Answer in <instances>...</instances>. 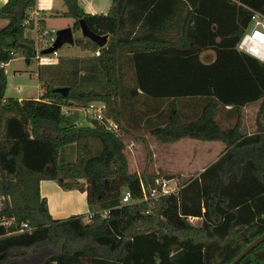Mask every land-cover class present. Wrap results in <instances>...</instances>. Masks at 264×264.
Instances as JSON below:
<instances>
[{"label":"trees","instance_id":"16d2710c","mask_svg":"<svg viewBox=\"0 0 264 264\" xmlns=\"http://www.w3.org/2000/svg\"><path fill=\"white\" fill-rule=\"evenodd\" d=\"M37 0H6L0 6V264H229L264 233V63L238 52L235 45L253 11L264 0H112L107 13L90 14L78 0H63L61 16L83 18L107 35L106 45L75 41L89 58L59 59L39 70L44 92L38 99L6 97L3 65L21 55L34 57L35 41L26 29L45 28L29 12ZM214 51L210 63L200 60ZM130 57L135 77L131 93L151 98H204L195 117L170 113L150 135L161 144L181 139L219 141L224 152L198 174L180 180L179 189L153 199L152 150L147 138L123 123L120 74ZM3 64V65H2ZM81 71H83L81 73ZM67 87L65 96L53 89ZM259 101L254 130L247 132L241 109ZM102 103L104 119L118 124L105 130L94 118L77 123L72 110ZM238 112L222 127L218 106ZM175 107V105L173 106ZM66 108L68 114H63ZM128 139L144 153L140 170H131ZM75 157L66 161V147ZM41 180L64 190L86 193L89 212L53 218L41 196ZM124 191L130 203H122ZM107 210V216L101 215ZM200 220L191 224L189 218ZM29 230L19 231L21 223ZM237 264H264V241Z\"/></svg>","mask_w":264,"mask_h":264},{"label":"crops","instance_id":"0c3cea01","mask_svg":"<svg viewBox=\"0 0 264 264\" xmlns=\"http://www.w3.org/2000/svg\"><path fill=\"white\" fill-rule=\"evenodd\" d=\"M6 0H0V6H2ZM55 0H49L44 7H42L40 2L37 1L35 7L31 9L29 12V17L32 18L34 21L37 19H42L45 23L47 29H62L65 27H72L74 19H71L70 23L65 21L59 25L53 24V20L55 18H66L60 15L61 12L65 10V5L59 4L58 8L54 6ZM112 0H78V3L82 10L86 13L90 14H105L109 10ZM55 9V12L53 10ZM7 23V20L0 19V28ZM75 30V29H74ZM79 35V33H78ZM38 36L36 28L34 29H26L25 30V37L29 39L36 40ZM81 40L86 41L88 39L81 38ZM107 42V40H106ZM76 44L75 42L72 44ZM106 45V43H105ZM80 50L79 54L76 55H64L60 56L58 52V57L55 59L54 62L50 64H38L37 60L33 57L30 59L29 62L25 61V58L21 55H16L13 59L3 65L5 74H6V89H5V96L6 97H14L19 100L25 98H34L38 99L40 95L44 92V87L39 81L38 72L41 69L43 70H51L54 69L56 65H58L59 59L66 58H89L92 56H96L92 51H83L78 45H76ZM58 51V50H57ZM214 51L212 49H206L200 53V60L205 63H210L214 59ZM19 60L22 61L30 66L31 63L34 61L37 73L34 72L29 75V79L31 77L37 75L36 81L31 84L33 90L28 91L29 88H23L19 90L18 84L15 85L14 91L10 90V78L15 79L16 76H21L22 74L26 73L28 70L26 66L24 67H16L15 62ZM122 69V76L120 74L121 80V89H122V96L123 98L126 97L127 93H130V98L126 102L125 106L122 107V119L123 123L129 128L131 131L141 134L145 136L149 142V146L152 150V157H153V166L156 169L155 157L158 159L167 160L166 168L169 169L168 175H185V174H198L202 171L207 165L215 161L223 152H224V145L219 141H210V142H201L194 139H181L171 144H161L158 143L149 133L151 130L161 127L165 124L170 116L171 112H178L181 120H188L189 118L195 117L200 113L202 110V105L204 98H197V97H185V98H177V99H170V98H151L143 95L140 90H138L134 95H132L131 91L135 84V77L134 72L132 69L130 57L127 56L126 53L122 54L120 57V62H125ZM30 69V67H29ZM83 71H81L82 73ZM125 82H128L126 84ZM10 90V91H9ZM30 92L34 93V96L30 95ZM175 105V107H173ZM259 107V101L253 102L251 104H247L241 109V119L245 124L247 132L254 130V118L257 113ZM250 108V110L248 109ZM249 111V112H248ZM248 113H250L248 115ZM239 117L238 112L232 110L229 105L226 106H218L215 110V119L222 127H229L233 125ZM250 121V122H248ZM77 123H80L79 120H76ZM130 140V139H129ZM128 140V143L135 146V151L137 157L140 153L141 144L135 142L133 140ZM200 144H196V143ZM208 145H206V144ZM137 149V150H136ZM67 150V149H66ZM157 150V151H156ZM212 150L213 154L212 157L207 161V163L197 164L198 159H202L206 156V153H210ZM181 153L182 157L188 158L189 160H185L184 165H178L179 162H176V156ZM65 153L66 161L74 160L75 157V150L73 151V155L70 159H67ZM174 160V161H172ZM135 164V170L138 171V167ZM161 168V167H159ZM164 171L163 168H161ZM157 170V169H156ZM39 189L41 196L45 197L47 200V207L49 213L53 218H65L70 215L80 214V213H87L89 212V206L86 202V193L81 192L77 189H69L64 190L59 187L57 182L53 180H41L39 183ZM199 220V219H197ZM200 222V220H199Z\"/></svg>","mask_w":264,"mask_h":264},{"label":"built area","instance_id":"2783aa9c","mask_svg":"<svg viewBox=\"0 0 264 264\" xmlns=\"http://www.w3.org/2000/svg\"><path fill=\"white\" fill-rule=\"evenodd\" d=\"M42 4L41 6L47 4L49 0H37ZM36 1V3H37ZM55 33L56 30L54 29H47L45 28L35 40V52L34 58L37 60L38 64H50L55 61L58 57V51H52L48 54H42L41 50L51 46L55 40ZM235 48L238 52L247 54L258 61L264 63V12L253 11L249 24L244 30L243 34L237 41ZM99 50L97 49L94 54L96 56L99 55ZM3 65V64H2ZM102 103H91L89 107L86 109V112L91 111L90 117L97 120L100 125L107 131H113L118 128V124L113 121L112 119H104L102 108ZM63 114L67 115L68 111L66 108L62 110ZM180 186V180L177 177H166V176H156L154 179V187L151 188L150 195L146 193L144 189L143 197L141 200L137 201H146L148 202L149 206L152 204L153 199L157 198L158 196L165 195V194H172L175 193ZM122 203H130L131 196L128 191H124L122 198ZM107 210H102L100 213L103 217L107 216ZM198 218L191 217L190 220H197ZM0 224H6L5 221H0ZM30 227L27 223L23 222L20 225L19 231L29 230Z\"/></svg>","mask_w":264,"mask_h":264},{"label":"rangeland","instance_id":"374dc122","mask_svg":"<svg viewBox=\"0 0 264 264\" xmlns=\"http://www.w3.org/2000/svg\"><path fill=\"white\" fill-rule=\"evenodd\" d=\"M62 3H63V0H55V2H54L55 8H58L59 4H62ZM53 12H55V9L53 10ZM65 21L70 23L71 19L55 18L52 22L55 25H59V24L65 22ZM76 36H78V35L74 34V37H76ZM58 52H59L60 56L71 55V54L76 55V54L80 53V50L78 49L76 44H74V45L63 44L58 49ZM14 64H15L16 67H18V66L19 67L26 66V68L28 70L26 71V73L22 74L21 76H16L15 79L10 78V90L14 91L15 85L18 84L19 88L18 89L16 88L15 90H19V89H23V88H26V87L27 88L30 87L31 89H29L28 91L35 92V90H33L31 84H33L36 81L37 75L34 76V74H33V76L31 77L32 79H29V75H28V74H32L34 72H36V73L38 72L37 68H36V65H35V62L33 61L31 63V65L28 66L26 63L24 65V63L22 61L17 60ZM29 67H30V69H29ZM123 69L121 70V76H122ZM125 83L128 84V82H125ZM128 85H130V84H128ZM32 92H30V95L34 96V93H32ZM129 98H130V93H127L126 97L123 98V101H122V104H124V106H125L126 102L129 100ZM248 109L250 110V108H248ZM88 111L89 112H86V109H82L81 108V109H76V110L70 111L71 112L70 114L76 115V118H77V120H79L80 124H82V123L84 124V123H87L86 115H90L91 114V111L90 110H88ZM249 114L250 113H248V115ZM248 122H250V121H248ZM196 144H200V143L197 142ZM206 145H208V144H206ZM66 149H67L66 152H65L67 154L66 157H67V159H70L71 156L73 155V151L75 150V146L73 144H71V145L67 146ZM139 150H140V153H138L139 156L137 157V154H136V151H135V146L131 145L129 143L127 144L126 152H127L129 166H130L131 170H135V164H137L136 166L138 167V170H140V168L143 166L144 153H143L142 147ZM212 154H213L212 150L210 151V153H206V156H204L202 159H198L197 160V164H201V163L205 164V163H207V161H209V159L212 157ZM176 158L177 159L175 161L179 162L178 163L179 166H181V164L184 165L185 160H189L188 158L182 157L181 153H179L176 156ZM172 161H174V160H172ZM155 163H156L155 165H156V169H157L156 170L155 167L153 166V171L155 173H159L162 176H166V175L169 174L168 173L169 169H167L165 167L166 163H167V160L160 159V158L158 159L157 157H155ZM159 167L163 168L164 171H162V169L159 168ZM194 175H195V173H193V174H185V175H180V176L183 179H187V178H190V177H192ZM190 223L195 225V224L199 223V220H190Z\"/></svg>","mask_w":264,"mask_h":264},{"label":"water","instance_id":"95a60500","mask_svg":"<svg viewBox=\"0 0 264 264\" xmlns=\"http://www.w3.org/2000/svg\"><path fill=\"white\" fill-rule=\"evenodd\" d=\"M74 34H77L78 36L74 37ZM55 35L56 36L53 44L41 50L42 54H48L51 53L52 51L58 50L63 44L72 45L77 39H81V38H86L99 47L104 46L107 40L106 34L100 35L93 32L83 18L78 19V29L74 30L72 27H65L56 30ZM53 90L65 96L68 88L55 87ZM263 241H264V233L257 236L253 241L247 244L229 264H237L249 251L254 249L257 245H259Z\"/></svg>","mask_w":264,"mask_h":264},{"label":"bare ground","instance_id":"6f19581e","mask_svg":"<svg viewBox=\"0 0 264 264\" xmlns=\"http://www.w3.org/2000/svg\"><path fill=\"white\" fill-rule=\"evenodd\" d=\"M44 1V0H43Z\"/></svg>","mask_w":264,"mask_h":264}]
</instances>
